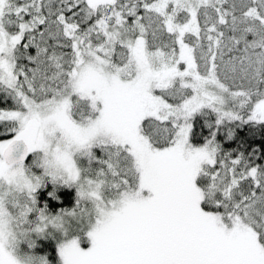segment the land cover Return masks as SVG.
I'll return each mask as SVG.
<instances>
[{"label":"snow or ice","instance_id":"obj_1","mask_svg":"<svg viewBox=\"0 0 264 264\" xmlns=\"http://www.w3.org/2000/svg\"><path fill=\"white\" fill-rule=\"evenodd\" d=\"M0 264H264V0H0Z\"/></svg>","mask_w":264,"mask_h":264}]
</instances>
